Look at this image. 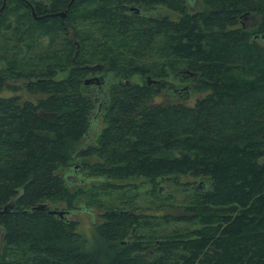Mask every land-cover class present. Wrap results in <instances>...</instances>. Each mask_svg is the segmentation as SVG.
Instances as JSON below:
<instances>
[{"label":"trees","instance_id":"trees-1","mask_svg":"<svg viewBox=\"0 0 264 264\" xmlns=\"http://www.w3.org/2000/svg\"><path fill=\"white\" fill-rule=\"evenodd\" d=\"M27 1L0 9V264H264V0Z\"/></svg>","mask_w":264,"mask_h":264},{"label":"rangeland","instance_id":"rangeland-1","mask_svg":"<svg viewBox=\"0 0 264 264\" xmlns=\"http://www.w3.org/2000/svg\"><path fill=\"white\" fill-rule=\"evenodd\" d=\"M194 5H195V8L197 9L198 7L201 6V2L196 0ZM168 78L170 80H172L177 86L184 85V83L178 84L179 80L177 78H174L171 75H169ZM132 79H136L137 80L138 77L136 75H134L132 77ZM138 80H140V79H138ZM200 95H202L201 92L193 90V91L187 92V94L185 96H183V94H182L181 96H179L177 98L182 100L186 104H192L194 102V99L197 96H200ZM197 179H198L197 177L193 178V177H189V176H187V177L186 176L185 177L181 176L179 178L181 183L186 182L184 180L191 181V180H197ZM128 181H133L137 185L132 187V190H130L129 192H125L124 196L128 195L129 193H131L130 195L133 196V200L137 204H140V205L144 206V205H147V204L164 202V207L166 208V211L168 213L171 212L172 214H174L176 216L182 210L183 207L178 209V206L175 203L176 200H182V198H181V194L176 190V187L173 184H168L166 182L165 183H160V184L158 183V185H159V187L161 189L165 188L164 195L160 196V195H158L156 193V186H153V185L150 186V182L144 181V179H142L141 177L134 178V179H129ZM71 183L72 182H69V184H71ZM104 195H105L104 193L101 194L102 197ZM116 195H117V193L111 192V198H113ZM80 202L84 203L83 200H80ZM173 203H174V206H172ZM167 204L169 206H171V207H169ZM50 205L51 206H55V208H58V209L63 208V205L60 204V203H53V204H50ZM85 210L84 209H75V210H71V212H68L66 214L69 218H74L77 221V230L79 231L81 236L83 234H85V235L94 234L93 220L95 218H97L96 214L98 213V209L95 206H91L90 207V211H85Z\"/></svg>","mask_w":264,"mask_h":264},{"label":"water","instance_id":"water-1","mask_svg":"<svg viewBox=\"0 0 264 264\" xmlns=\"http://www.w3.org/2000/svg\"><path fill=\"white\" fill-rule=\"evenodd\" d=\"M28 5H29V8L31 10V13L34 14V10H33V6L31 5L30 2H28L27 0H25ZM3 3H4V0H2V4L0 5V9L1 7L3 6ZM69 5V2L67 3L66 7ZM66 7L63 9V10H59L57 12H55L54 14H57V15H60V16H63L65 14V9ZM130 9H134L135 11H137V7L135 6H130ZM244 21H242V24H243ZM263 34H261L262 36ZM91 67H98L99 64H94V65H90ZM97 79V75H93V76H89V77H86L84 79V82H89V81H93ZM155 80L150 78L148 75L146 76V82L147 83H150V82H154ZM185 87V86H184ZM183 87V88H184ZM182 91V89H180ZM75 177L73 175H68L67 176V180H69L70 182H74L75 181ZM8 205L4 206L3 207V210L5 209V207H7ZM35 208H48V212L49 213H53V214H57L59 216H61L62 214H67V211L64 210V209H58V208H52L49 206V204L45 203V202H38L35 206Z\"/></svg>","mask_w":264,"mask_h":264},{"label":"flooded vegetation","instance_id":"flooded-vegetation-1","mask_svg":"<svg viewBox=\"0 0 264 264\" xmlns=\"http://www.w3.org/2000/svg\"><path fill=\"white\" fill-rule=\"evenodd\" d=\"M130 6H134V5H129L127 8L129 9L130 8ZM190 7H191V5H190ZM134 10V9H133ZM135 11V10H134ZM155 11L157 12V13H155V14H161V12H162V10H160V9H158V8H155Z\"/></svg>","mask_w":264,"mask_h":264}]
</instances>
